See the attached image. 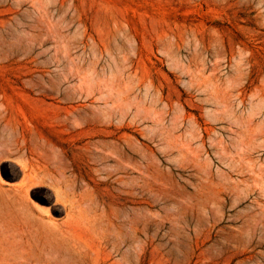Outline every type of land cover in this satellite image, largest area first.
Segmentation results:
<instances>
[{"label":"rangeland","instance_id":"1","mask_svg":"<svg viewBox=\"0 0 264 264\" xmlns=\"http://www.w3.org/2000/svg\"><path fill=\"white\" fill-rule=\"evenodd\" d=\"M0 264H264V0H0Z\"/></svg>","mask_w":264,"mask_h":264}]
</instances>
